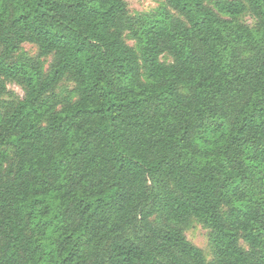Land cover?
Instances as JSON below:
<instances>
[{
  "label": "trees",
  "instance_id": "trees-1",
  "mask_svg": "<svg viewBox=\"0 0 264 264\" xmlns=\"http://www.w3.org/2000/svg\"><path fill=\"white\" fill-rule=\"evenodd\" d=\"M213 4L0 0V264H264V0Z\"/></svg>",
  "mask_w": 264,
  "mask_h": 264
},
{
  "label": "rangeland",
  "instance_id": "rangeland-1",
  "mask_svg": "<svg viewBox=\"0 0 264 264\" xmlns=\"http://www.w3.org/2000/svg\"><path fill=\"white\" fill-rule=\"evenodd\" d=\"M128 14L131 17H138L140 15L155 13L161 7L165 6L166 0H126ZM214 0H206V3L213 7ZM171 13L175 14L174 11L171 10ZM239 20L249 26L255 25V19L249 12L243 13ZM124 39L130 46L136 48V41L130 37V35L126 32L124 35ZM16 59H35L38 58V47L32 43H23L21 45L20 50L15 55ZM39 61L42 62L45 71L49 68L52 56L48 55L46 57L38 58ZM160 60L165 63L173 62V58L164 53ZM7 92L2 97L3 100L13 99V98H21L24 94L23 89L19 87L14 82H7L6 84ZM74 84L69 79H63L59 85L54 89L55 94L61 100H65L66 98L75 99L76 96L73 93ZM184 91V90H182ZM186 238L195 246L199 247L204 254V257L207 261H211L213 259L214 249L210 242V229L206 228L201 222H199L195 218H191L188 225L184 230ZM243 246L246 245L243 243Z\"/></svg>",
  "mask_w": 264,
  "mask_h": 264
}]
</instances>
